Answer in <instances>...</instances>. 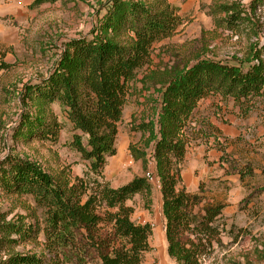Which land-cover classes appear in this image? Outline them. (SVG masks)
Masks as SVG:
<instances>
[{
    "label": "rangeland",
    "instance_id": "rangeland-1",
    "mask_svg": "<svg viewBox=\"0 0 264 264\" xmlns=\"http://www.w3.org/2000/svg\"><path fill=\"white\" fill-rule=\"evenodd\" d=\"M169 1L183 23L174 35L154 44L150 63L132 85L118 124L116 153L107 156L103 177H98L112 187L154 173L155 141L150 130L157 132L162 89L175 70L199 57L236 63L250 57L252 47L264 53V0L256 5L258 35L248 28L227 29L211 13L217 3L248 6L252 0ZM107 2L0 0V161L28 159L65 184L79 178L90 184L97 177L73 146L78 131L59 103L52 105L61 126L56 141H25L16 132L28 112L22 99L24 86L54 69L68 40L89 36ZM187 136L180 187L199 193L201 205H224L216 223L218 237L204 245L201 264H264V91L240 100L208 95L199 102ZM82 141L86 143L85 136ZM126 204L133 208L135 223L152 226L151 249L142 264H180L167 252L160 187L151 184L150 195L136 194ZM46 211L30 194H7L0 189V224H31L37 229L22 242H9L0 232V264L17 253L36 255L41 264H101L97 246L83 230L73 231L66 240L58 238L65 229L52 227ZM97 229V242H101L110 224L101 223Z\"/></svg>",
    "mask_w": 264,
    "mask_h": 264
},
{
    "label": "trees",
    "instance_id": "trees-1",
    "mask_svg": "<svg viewBox=\"0 0 264 264\" xmlns=\"http://www.w3.org/2000/svg\"><path fill=\"white\" fill-rule=\"evenodd\" d=\"M260 2L252 0L248 6L217 3L211 13L227 29L248 28L258 35L255 17ZM182 23L169 0H108L89 36L68 40L54 69L23 88L28 112L16 132L19 138L56 141L61 126L52 105L57 102L78 131L73 146L97 177L90 184L81 178L65 184L35 162L7 157L0 161V189L32 195L47 210L50 225L57 230L64 227L58 238L66 240L73 231L83 230L97 246L101 264H142L151 249V224L135 223L133 208L126 204L136 194H151L147 177L136 176L119 187L100 178L107 156L116 153L118 124L137 74L150 63L154 44L174 35ZM263 91L264 53L257 47L251 48L250 57L236 63L199 57L192 65L175 70L162 89L157 132L150 130L155 141L154 174L160 182L167 252L180 264H201L204 245L218 237L216 223L224 208L219 202L201 205L199 193L180 187L194 112L210 94L240 100ZM101 223L110 224V230L97 242ZM32 231L37 229L31 224H0L9 242H22L34 235ZM4 264H41V259L17 253Z\"/></svg>",
    "mask_w": 264,
    "mask_h": 264
},
{
    "label": "built area",
    "instance_id": "built-area-1",
    "mask_svg": "<svg viewBox=\"0 0 264 264\" xmlns=\"http://www.w3.org/2000/svg\"><path fill=\"white\" fill-rule=\"evenodd\" d=\"M146 177L151 184H154L160 187V182L153 172H147Z\"/></svg>",
    "mask_w": 264,
    "mask_h": 264
}]
</instances>
